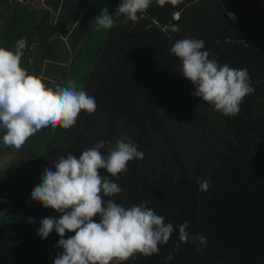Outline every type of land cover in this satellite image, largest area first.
Segmentation results:
<instances>
[{"label": "trees", "instance_id": "obj_1", "mask_svg": "<svg viewBox=\"0 0 264 264\" xmlns=\"http://www.w3.org/2000/svg\"><path fill=\"white\" fill-rule=\"evenodd\" d=\"M96 1V18L107 8L115 21L111 29H97L89 0L63 1L57 25L51 9L38 15L16 5L7 14L3 6L11 0H0V47L14 50L26 38L22 67L29 74L46 79L52 72L60 86L75 79L78 90L82 86L97 103L94 113L82 111L70 129L37 132L23 146L27 154L20 168L0 180V264H54L63 251L55 247L60 236L53 230L45 240L38 229L42 218L60 214L33 202V188L46 169L55 171L58 156L79 158L95 143L114 145L122 136L144 158L129 162L118 178L100 170L124 189L105 200L125 207L148 201L165 223L175 227L187 221L190 235L207 238L203 254H197L196 244L181 242L177 229L158 246L159 254H137L123 264H264V0H165L163 5L152 0L135 23L116 15L121 0ZM171 24L180 31L168 29ZM72 30L71 39L86 40L71 61L69 50L58 52L56 46ZM184 38L204 40L210 59L221 65L247 68L255 91L237 115L225 116L191 95L195 87L170 52ZM186 131L195 145L189 161L181 150ZM107 147L101 150L105 155ZM5 151L0 147V154ZM197 177L211 181L208 192L198 191ZM13 243L17 246L9 249ZM170 254L173 259L167 260Z\"/></svg>", "mask_w": 264, "mask_h": 264}, {"label": "clouds", "instance_id": "obj_2", "mask_svg": "<svg viewBox=\"0 0 264 264\" xmlns=\"http://www.w3.org/2000/svg\"><path fill=\"white\" fill-rule=\"evenodd\" d=\"M163 5L165 0H156ZM178 0H171L176 4ZM152 0H121L116 15H123L125 23L137 22L138 14L144 13ZM229 15L235 19L234 14ZM178 18V17H177ZM97 29H111L115 21L107 8L95 19ZM172 32L180 28L167 26ZM26 38L19 39L14 50L0 47V133L2 143L16 150L44 128L75 126L82 111L89 115L97 109L94 97L82 86L78 90L75 79L68 78L66 86L49 87L45 77L29 74L22 67ZM205 49L202 39L184 38L176 40L170 52L182 64L180 72L195 87L191 95L210 104L225 116H235L240 111L244 98L255 89L247 68L221 65L210 51ZM106 144L107 154L102 153ZM144 153L129 137H120L115 144L99 141L84 150L79 158L73 154L61 155L54 161L55 171L46 169L41 183L31 192V200L52 208L58 218L45 217L40 221L38 235L47 239L55 230L60 236L54 264H123L137 257L159 254V245H166L178 229L179 240L196 244L197 254H203L207 238L199 233L190 235L189 223L173 226L165 218L148 207L150 202L125 207L113 199L124 189L100 170L105 169L118 178L128 170L129 162L143 159ZM191 178V177H190ZM198 191L208 192L211 181L196 178ZM95 217H99L97 222ZM29 223L34 221L29 218ZM67 232L74 235L65 238ZM179 245H176L178 250ZM167 260H172L170 254Z\"/></svg>", "mask_w": 264, "mask_h": 264}, {"label": "crops", "instance_id": "obj_3", "mask_svg": "<svg viewBox=\"0 0 264 264\" xmlns=\"http://www.w3.org/2000/svg\"><path fill=\"white\" fill-rule=\"evenodd\" d=\"M57 1L59 3L57 8H52L51 3ZM63 1L66 0H11L10 4H7L5 6H3L4 12L6 13V11L8 10V8L10 9V11H12L13 7L16 5L22 6H28L29 10L32 13H35L36 11H38V15L42 12V10L44 8L46 9H51V11L53 12V17H54V23L57 25L58 22H60V16L62 13V3ZM91 8L93 9V15H92V19L95 20L96 19V10H97V1L96 0H89ZM50 4V5H49ZM70 9V8H68ZM9 14V13H7ZM233 14V13H232ZM37 15V16H38ZM83 17V15L81 16V18ZM234 17H236V15H234ZM75 28V27H74ZM73 30L70 32V34L68 36H63L61 35L60 38V43L58 46H56V49L59 51H64L66 49L69 50L70 54H71V61L74 59V57L78 54L79 49L83 46L86 37H84L81 41L80 44H78L76 41H74L73 39H71V34H72ZM63 66H66L67 64H62ZM68 65H70L68 63ZM48 66V63L45 62L44 63V69H46ZM53 70V69H52ZM48 72V71H47ZM56 75L54 73H50L48 72V76L45 79V83L50 84V82H53L57 85L55 78ZM0 147H3L6 151L8 150L6 146L4 145H0ZM4 153L0 154V157L3 155ZM0 250L2 251V246H3V242H0ZM15 247L17 246L16 243H13V245H8L9 249H11V247Z\"/></svg>", "mask_w": 264, "mask_h": 264}, {"label": "rangeland", "instance_id": "obj_4", "mask_svg": "<svg viewBox=\"0 0 264 264\" xmlns=\"http://www.w3.org/2000/svg\"><path fill=\"white\" fill-rule=\"evenodd\" d=\"M6 13H11L10 9L6 11ZM0 137H2V133H0ZM182 143V154L186 160L191 159V155L194 153V143L190 137L189 131H186V137H184L181 141ZM0 145H4L2 143V139H0ZM25 145V144H24ZM23 145V146H24ZM22 146L19 150H16L11 147H7V151L0 157V180L5 175H13L15 171L20 168V161L27 154V150ZM14 166V169L12 167ZM4 185V182L2 183Z\"/></svg>", "mask_w": 264, "mask_h": 264}, {"label": "built area", "instance_id": "obj_5", "mask_svg": "<svg viewBox=\"0 0 264 264\" xmlns=\"http://www.w3.org/2000/svg\"><path fill=\"white\" fill-rule=\"evenodd\" d=\"M179 17L178 13L175 14V18Z\"/></svg>", "mask_w": 264, "mask_h": 264}]
</instances>
